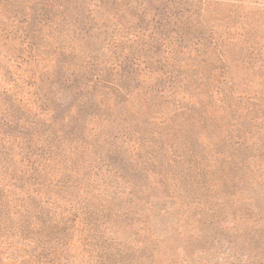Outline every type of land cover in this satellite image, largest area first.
<instances>
[{
	"label": "rangeland",
	"instance_id": "1",
	"mask_svg": "<svg viewBox=\"0 0 264 264\" xmlns=\"http://www.w3.org/2000/svg\"><path fill=\"white\" fill-rule=\"evenodd\" d=\"M12 3L0 0V130L32 139L45 166L35 180L0 148V264H264V0H201L199 49L178 68L189 86L149 91L145 115L116 106L118 129L92 122L76 167L59 140L75 100L53 97L55 57L5 34L27 25ZM143 72L133 93L161 73Z\"/></svg>",
	"mask_w": 264,
	"mask_h": 264
},
{
	"label": "trees",
	"instance_id": "2",
	"mask_svg": "<svg viewBox=\"0 0 264 264\" xmlns=\"http://www.w3.org/2000/svg\"><path fill=\"white\" fill-rule=\"evenodd\" d=\"M18 1L14 0L12 7L16 4L24 6L27 25L21 30L5 29V34L15 31L22 41L27 39L26 44L34 51L35 59L49 60L46 51L55 57L58 75L46 79L55 89L53 97L63 90V95H70L75 100L68 108L71 115L62 119V126L67 124V130L61 129L59 134L60 142L68 138L74 144L73 167H76L74 162H80L82 158L84 161L83 154L90 146L94 147L86 141L88 132L99 134L97 127L90 126L92 122L106 120L118 129L123 121L108 112L133 101H137L135 107L141 114L150 113L148 99L152 98V93L149 91L164 93L166 86L176 92V88L183 85L178 68L185 59L194 57L192 47L199 49L194 7L201 0ZM5 11L15 13V10ZM158 68L161 73L149 77L154 80L153 85L146 84L145 91L133 93L131 85L135 81L139 83L140 76L145 73L143 70L151 74ZM58 82V87H54ZM189 82L185 81L183 88L188 87ZM144 92L147 96H143ZM164 101L166 98H158L155 103L159 105ZM123 108L126 111L127 108ZM0 131L4 164L14 165L15 156H20L30 164L29 170L36 172L35 180H41L39 172L45 165L34 156V150L24 144L25 140L28 143L32 139H26L24 133L12 135L10 130ZM133 132L139 134L140 130L135 127ZM156 133L161 134L160 131ZM12 142H17L15 147Z\"/></svg>",
	"mask_w": 264,
	"mask_h": 264
}]
</instances>
